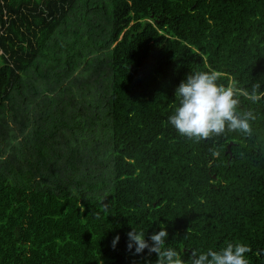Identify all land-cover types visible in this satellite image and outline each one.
Returning a JSON list of instances; mask_svg holds the SVG:
<instances>
[{"label":"trees","instance_id":"trees-1","mask_svg":"<svg viewBox=\"0 0 264 264\" xmlns=\"http://www.w3.org/2000/svg\"><path fill=\"white\" fill-rule=\"evenodd\" d=\"M197 71L264 91V0H0V264H156L127 233L161 226L185 264H264V98L238 97L251 136L190 139Z\"/></svg>","mask_w":264,"mask_h":264},{"label":"clouds","instance_id":"clouds-1","mask_svg":"<svg viewBox=\"0 0 264 264\" xmlns=\"http://www.w3.org/2000/svg\"><path fill=\"white\" fill-rule=\"evenodd\" d=\"M220 74L216 71H197L189 73L176 88L175 97L179 104L174 114L168 117L169 123L179 134L197 141L225 134V132H240L247 136L252 135L250 121L256 119L249 110L239 113L238 97L243 96L253 103L264 98V91H260L259 82L252 85L251 91L238 87L235 80L227 86L218 84ZM128 250L135 248L134 254H140L145 249L149 254L156 253V264H185L180 254L171 247H166L168 232L164 226L158 232H153L145 239L143 231L132 228L127 233ZM119 235H116L111 246L116 247ZM249 246L243 243H229L219 251L209 249L197 255L191 253V264H248L245 256L250 252Z\"/></svg>","mask_w":264,"mask_h":264},{"label":"rangeland","instance_id":"rangeland-1","mask_svg":"<svg viewBox=\"0 0 264 264\" xmlns=\"http://www.w3.org/2000/svg\"><path fill=\"white\" fill-rule=\"evenodd\" d=\"M92 61V60H91ZM44 91H46V90H44ZM40 100H41V98H40ZM38 102V101H37ZM36 107H37V103L36 102H34V101H32V103H31V108H30V110H29V115H30V120H32V121H34L35 119H37L36 118Z\"/></svg>","mask_w":264,"mask_h":264},{"label":"water","instance_id":"water-1","mask_svg":"<svg viewBox=\"0 0 264 264\" xmlns=\"http://www.w3.org/2000/svg\"><path fill=\"white\" fill-rule=\"evenodd\" d=\"M230 145H231V141L227 144V150L229 151V153H231L230 152Z\"/></svg>","mask_w":264,"mask_h":264}]
</instances>
